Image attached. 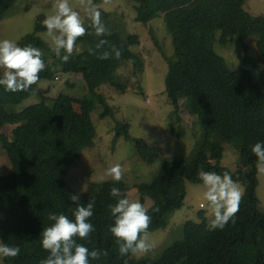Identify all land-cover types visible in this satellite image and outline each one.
Listing matches in <instances>:
<instances>
[{
  "label": "trees",
  "instance_id": "obj_1",
  "mask_svg": "<svg viewBox=\"0 0 264 264\" xmlns=\"http://www.w3.org/2000/svg\"><path fill=\"white\" fill-rule=\"evenodd\" d=\"M19 0H0V22ZM136 3V20L149 24L164 17L172 37L175 56L168 58L171 67L167 79V96L175 114H179L181 103L190 115L197 116L203 134L192 162H166L155 180L138 187L140 202L153 201L149 209L152 217L149 232L164 230L171 216L184 205L186 183L202 185L197 177L203 166L206 171L219 174L228 171L234 180L245 187L235 224L228 223L222 230H210L205 212H201L200 223L189 222L184 228V240L168 249L161 260L132 261V254L121 257L115 238L109 232L114 218L109 204L118 202L110 195L112 187L123 194V181H108L101 185L95 200L94 214L90 218L95 231L88 240H79L90 250L108 252L100 260L90 264H264V212L260 210L258 197L259 174L257 158L251 148L256 142H264V17L252 16L244 6L246 0H133ZM41 16L35 33L24 37L18 46L32 45L41 51L49 46L37 35L47 31ZM78 38L69 61L63 62L53 52L52 62L40 73L45 80L54 81L57 66L64 74H79L85 83L87 95L74 98L61 94L46 103L44 93L32 85L28 92H8L0 86V130L13 128L11 135L0 134V146L6 152L12 171L0 177V240L21 248L16 258H4L5 264H39L49 253L42 248L43 228L53 222L50 213L72 217L76 207L70 196L75 192L65 182L68 170L78 161L81 153L94 146L96 128L92 114L96 102L104 107L103 117H114L113 109L98 91L104 85L119 90L116 73L122 62L131 59L137 73H143L144 63L140 54L131 47L140 44L137 35L124 40L119 34L96 38L93 32ZM219 43L227 46L234 36L255 37L258 58L247 54L237 70L230 68L226 60L218 55L214 45L217 34ZM100 39L119 46L121 59L100 60L90 55ZM156 45L159 47L158 42ZM107 47V46H106ZM2 76V71H0ZM34 91L35 94H32ZM33 96L42 102L16 111V108ZM80 106V112L74 109ZM133 141L139 156L147 164H154L158 154L144 139L130 135V125L119 123L116 140ZM235 146L240 154L242 168L234 172L221 166L224 144ZM89 199L79 202L86 205ZM158 209V211H157ZM74 219V218H73Z\"/></svg>",
  "mask_w": 264,
  "mask_h": 264
},
{
  "label": "rangeland",
  "instance_id": "obj_2",
  "mask_svg": "<svg viewBox=\"0 0 264 264\" xmlns=\"http://www.w3.org/2000/svg\"><path fill=\"white\" fill-rule=\"evenodd\" d=\"M74 10L78 11L84 19L85 26L99 38L89 27L91 21L79 0H70ZM54 0H19L7 16L0 22V40L11 39L20 42L29 34H34L36 25L41 16L51 14ZM93 4L100 5L101 17L111 34H119L124 40L130 35H137L140 44L131 47V50L140 54L143 63V73L135 72L132 65L122 62L116 73L118 83L124 88L119 90L104 85L98 91L104 96L108 105L113 109L114 117H103L104 107L96 102L92 114V121L96 128L94 146L85 149L78 161L68 170L65 177L66 184L73 189L80 200L97 197L101 185L113 181L107 177L104 182H98L97 176L108 167L119 163L124 168L121 181L126 184V191L120 198L141 200L138 187L151 184L162 166L166 162L186 161L191 163L193 154L198 147L203 130L197 116L189 114L184 101L181 103L179 114L167 96V79L171 72L168 58L175 56L173 40L168 32L164 17L157 18L149 24L136 20V3L133 0H111L107 5L103 0H93ZM245 10L252 16L264 17V0H246ZM48 46L43 50V57L48 63L53 60L50 41L46 31L37 34ZM220 33L214 45L218 55L223 57L231 69L237 70L241 60L247 54L258 58L257 39L255 37L234 36L227 46L219 43ZM158 42L159 47L156 45ZM248 48V49H247ZM45 62V60H44ZM46 65V64H45ZM57 75L54 81L45 80L40 76L37 84L47 97L46 103L53 105V100L61 94H68L78 99L87 95L85 83L79 74H64L61 66H57ZM2 71V70H0ZM264 74V68L261 69ZM42 102L38 96H33L16 108L21 111L25 108ZM74 109L80 112V106L74 103ZM130 125L132 138L144 139L157 152L158 158L154 164H147L139 156L133 141L125 138L116 140V127L119 123ZM13 128L6 126L0 134L11 135ZM221 166L232 172L242 168L238 149L228 143L224 144V157ZM12 171L11 162L6 152L0 146V177L7 176ZM258 197L260 210L264 212V174H259ZM243 191L245 187L241 184ZM187 196L184 205L170 218L166 229L151 232L154 243L152 251L145 254H136L132 261L146 260L158 262L164 253L175 244L184 240V228L189 222L200 223L201 212L206 213L209 222L212 219L208 202L204 200L202 185L186 183ZM144 205L150 209L153 206L151 199H146ZM4 219L0 215V221ZM0 264H5L0 258Z\"/></svg>",
  "mask_w": 264,
  "mask_h": 264
},
{
  "label": "clouds",
  "instance_id": "obj_3",
  "mask_svg": "<svg viewBox=\"0 0 264 264\" xmlns=\"http://www.w3.org/2000/svg\"><path fill=\"white\" fill-rule=\"evenodd\" d=\"M111 0H103L105 5ZM79 5L87 13L91 21L89 27L94 30L96 36L103 37L111 35L110 30L102 20L100 5L93 4V0H79ZM46 28V36L50 41L51 50L63 62L67 63L76 48L78 38L90 34L85 26L84 19L80 13L72 7L70 0H54L53 10L42 21ZM107 46V47H106ZM90 55H95L100 60L114 58L121 59L122 49L109 44L106 39H100L95 49H90ZM42 51L32 45L24 47L11 39L0 40V86L8 92H28L32 85L37 84L40 73L45 69ZM134 61L129 59L128 64ZM32 94H35L34 91ZM256 156V169L258 174H264V142H256L252 148ZM124 168L116 163L108 167L97 176L98 182H104L107 177L119 182L124 176ZM201 181L204 200L208 202L212 219L209 222L210 230H222L231 221L235 224L236 214L244 195L241 184L225 171L219 174L215 171H206L203 166L197 173ZM112 197L121 196L120 189L112 187ZM71 201L76 204L72 217L66 214L50 213L48 219L53 223L43 228L41 233V245L49 255L42 259L39 264H90V260H100L107 256L108 252L102 249L90 250L79 240H88L91 233L95 231L90 218L94 214L95 200L91 199L84 205L81 204L80 196H70ZM114 224L109 226V232L115 238L121 257L129 254H145L153 250L154 243L149 232L152 217L149 209L139 200L119 198L118 202L108 205ZM158 211V209H157ZM19 246L9 245L0 240V258H16L20 255Z\"/></svg>",
  "mask_w": 264,
  "mask_h": 264
},
{
  "label": "bare ground",
  "instance_id": "obj_4",
  "mask_svg": "<svg viewBox=\"0 0 264 264\" xmlns=\"http://www.w3.org/2000/svg\"><path fill=\"white\" fill-rule=\"evenodd\" d=\"M248 49V48H247Z\"/></svg>",
  "mask_w": 264,
  "mask_h": 264
}]
</instances>
